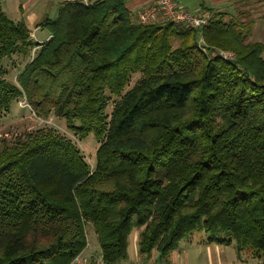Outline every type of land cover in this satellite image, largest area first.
Masks as SVG:
<instances>
[{
  "label": "trees",
  "instance_id": "1",
  "mask_svg": "<svg viewBox=\"0 0 264 264\" xmlns=\"http://www.w3.org/2000/svg\"><path fill=\"white\" fill-rule=\"evenodd\" d=\"M252 1L264 7L239 2ZM252 16L216 11L203 28L208 50L233 52L225 60L197 30L132 22L126 0L65 2L44 42L0 0V62L31 56L15 81L0 69V117L24 97L98 142L90 165L52 128L1 140L0 264H69L88 223L106 264L127 262L134 229L139 255L157 250L163 264L195 232L264 259V45L249 40Z\"/></svg>",
  "mask_w": 264,
  "mask_h": 264
},
{
  "label": "crops",
  "instance_id": "2",
  "mask_svg": "<svg viewBox=\"0 0 264 264\" xmlns=\"http://www.w3.org/2000/svg\"><path fill=\"white\" fill-rule=\"evenodd\" d=\"M72 0H22L18 4V15L15 20H23L29 31V35L34 37L33 40L37 42L46 41L51 35L38 34L42 26L46 27V23L54 21L58 13L65 2ZM152 0H126V8L131 13L132 22H138L139 10L150 4ZM183 7L191 10L192 12L208 13L212 16L213 12L221 11L227 14H235L238 10L249 11L254 16V7H262V5L254 4V1L246 6H241L240 0H176ZM20 2V0H19ZM264 8V7H262ZM14 10V11H15ZM252 16V17H253ZM254 18V17H253ZM162 16H158L155 21H163ZM48 29V28H47ZM49 31V30H48ZM198 37L202 39V31H197ZM250 41H258L264 45V17L259 14L255 17L251 35L249 36ZM264 59V51L262 53ZM138 230L134 229L129 236L128 243V256L127 262L141 260L144 262H160L158 259L157 250H153L151 256L147 259L142 258L138 253L137 246ZM218 245L226 246V248L234 245L236 253H230L226 250L221 249ZM87 253L86 249L82 251ZM240 252L237 250L235 243L230 245H222L214 242H206L205 236L193 237L190 236L187 239L180 241L179 246L170 253L168 258V264H258L259 259L254 257H242ZM100 255V253H99ZM250 258L258 260L248 263ZM253 259V260H254ZM120 261L119 263L123 262Z\"/></svg>",
  "mask_w": 264,
  "mask_h": 264
},
{
  "label": "rangeland",
  "instance_id": "3",
  "mask_svg": "<svg viewBox=\"0 0 264 264\" xmlns=\"http://www.w3.org/2000/svg\"><path fill=\"white\" fill-rule=\"evenodd\" d=\"M74 1V0H72ZM3 10L5 11L6 15L15 20L18 15V9L15 10L19 3L22 2V0H1ZM259 4V3H256ZM15 10V11H14ZM255 10V16L261 15L264 13V8L262 7H254ZM49 35V31L47 27L42 26L39 32H37V35ZM31 37V36H30ZM34 38V37H31ZM198 42L200 43V39H198ZM178 42L176 40L173 41V45L176 46ZM206 51V50H205ZM30 57H27L26 59L21 58L18 54H13L9 57L3 58L0 62V69L3 71L5 70L6 78L15 81L16 76L18 73L22 71L24 66L27 64V62L30 60ZM141 77L140 73H134L131 75L129 83L125 86L123 91H127L132 87V85ZM123 92V93H124ZM115 97H112L110 100L109 106L107 108V112L111 110L112 104L114 103L113 100ZM24 97L20 100L16 99L11 102L9 111L0 117V142L1 140H5L7 144L11 143L14 138L17 135L24 134L26 132L35 131L37 129L41 128H52L56 132L72 139L78 148L81 150L82 154L84 155L86 161L92 165L94 163L96 149L98 147V142L95 139V136L90 133L83 138L79 139L76 135H74L71 131L67 129L66 122L64 119L58 117L55 114H51L47 119L39 118L37 117L32 109L28 107V105L23 102ZM1 146V145H0ZM86 229V236H87V245L85 247L86 252L84 254H91L96 255L100 252V246L97 238V234L95 233L94 227L91 223H88L85 227ZM204 233L195 232L191 236L193 237H202ZM221 249L226 250L230 253H236L234 245H231L230 247L226 248V246L218 245ZM246 248L243 251H240V255L242 257H251V251H247ZM247 251V252H245ZM254 259V258H253ZM250 258V260L247 262H253L258 260H253ZM259 259L258 264H264V259ZM85 262L84 264H86Z\"/></svg>",
  "mask_w": 264,
  "mask_h": 264
},
{
  "label": "built area",
  "instance_id": "4",
  "mask_svg": "<svg viewBox=\"0 0 264 264\" xmlns=\"http://www.w3.org/2000/svg\"><path fill=\"white\" fill-rule=\"evenodd\" d=\"M85 5L89 3V0H76ZM174 24L177 27L189 28L197 31H202L203 28L208 26L209 20L211 18L208 13H196L183 7L176 0H152L150 4L143 6L138 12V22L137 23H150L157 19L158 16ZM206 52H210L212 57H221L223 59H233L234 54L229 50L213 48L211 51L207 49L206 44L203 40L199 43ZM85 262H92L93 264H106L102 259L101 255H91L79 253L69 264H84ZM123 264H163L160 262H144L141 260H135L131 262H126Z\"/></svg>",
  "mask_w": 264,
  "mask_h": 264
}]
</instances>
